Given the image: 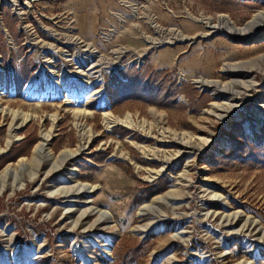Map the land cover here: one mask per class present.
Listing matches in <instances>:
<instances>
[{"label":"rangeland","instance_id":"1","mask_svg":"<svg viewBox=\"0 0 264 264\" xmlns=\"http://www.w3.org/2000/svg\"><path fill=\"white\" fill-rule=\"evenodd\" d=\"M236 1L242 4L217 11L221 0H0V109L31 114L0 153V262L118 264L115 256L139 243L128 264H264V235L246 220L264 227V167L214 160L229 146L232 122L248 137L264 122V0ZM21 60L28 76L16 94L11 75ZM145 65L165 69L175 85L189 83L209 100L192 111L183 93L167 106L117 92L107 97L106 75L121 78L119 69ZM198 78L215 86L200 88ZM106 113L129 114L138 128L107 127ZM80 122L88 129L85 143ZM14 125L1 111L0 147ZM50 129L46 148L55 155L84 146L70 164L78 181L97 186L90 198L108 212L109 227L93 228L95 216L81 215L83 196L66 203L49 195L74 181L62 183L58 173L29 180L24 173L35 167L30 157L40 133ZM176 135L191 145L168 164L134 146L176 154L183 149ZM18 145L20 155L3 160ZM208 151L210 163L202 160ZM97 152H105L100 161L92 159ZM7 166L17 173L3 182ZM142 182L165 187L145 199ZM169 189L180 195L176 208L154 231H133L149 218L140 206Z\"/></svg>","mask_w":264,"mask_h":264},{"label":"bare ground","instance_id":"2","mask_svg":"<svg viewBox=\"0 0 264 264\" xmlns=\"http://www.w3.org/2000/svg\"><path fill=\"white\" fill-rule=\"evenodd\" d=\"M210 23L211 22L209 21L205 22V24H207L208 26L210 25ZM220 23L222 25H225V22L223 20H221ZM195 83L200 88L202 87L208 88L215 86L213 81H208L203 78L196 79ZM1 111H4V114H10L12 116V121H15V124L17 126L16 127L15 125L10 126V128L8 129L5 136L4 144L2 147H0V153L6 150L10 146V144L18 138L15 133V130L18 128V125L27 122L31 118V114H24L18 110H8L6 108V109H0V112ZM75 114L78 118H82V116H84V112H76ZM50 119L52 122L51 129H53L57 120L55 116H50ZM103 123L107 127L115 124H121L130 129H134L137 127L129 114H127L123 118H119L106 113L103 115ZM51 129L47 132L40 133L39 136L40 139L34 145L30 157L31 163L34 164L35 167L32 168L30 171H26V172L24 171V173L27 174L29 180H33L35 178L43 177V176L47 177L58 173L59 174L58 180L60 182L64 183L68 181H74L75 184L73 185V187L61 186L57 189L50 190L49 195L50 196L57 195L59 197L66 198L68 199L66 203H75L76 202L75 198H78L79 196H83L84 198L83 204L87 205V207L84 209L83 212H81V215L95 216V224L91 225L93 226V228H96L97 226H101V225L103 227H109L108 212L105 209L93 205V200L90 198L91 194L95 191L97 186L94 184H90L88 182L78 181L76 179V173L73 172L75 168H73L70 164L73 159H75L79 154H81V151L83 150L84 146H79L76 149L64 148L57 155H55L48 148H46L47 141L51 136ZM76 129L78 130L81 140H83L84 143L87 142L89 136L87 134L88 129L85 128L83 123L80 122L76 124ZM174 140L179 144H181L183 148L176 154H166L162 150L156 148H150L149 146L140 143H135L134 146L142 156L146 158L157 159L163 163L168 164L170 163L169 161L173 160L181 152H184L185 148H187L188 145H191L190 143L187 142V140H184V137L182 135H176L174 137ZM22 158H20L19 160L22 161ZM18 166H20V164ZM40 168L42 169L41 173H40ZM162 171L163 168L159 170H155L153 171V173H159ZM148 172L151 171L149 170ZM1 173H2L1 175L2 181L5 182L6 179L9 180L13 179L16 176L17 171H15L13 174V171H11L10 167L7 166L1 171ZM179 199H180V195L177 193V191L174 189H169L162 195L156 196L154 199H152L151 203L150 202L144 203L143 205L140 206L141 211L143 212L142 215H147L149 216V218L145 223L132 227V230L139 234H144L150 231H154L156 229L155 222H157V220H159L161 217L167 215L168 212L176 208V206H174L175 205L174 202L179 201ZM139 214L140 211L138 212V215ZM246 220L248 222V227H251L252 229H257L259 233L264 235V227L259 226L258 223L255 220L251 219L250 217H246ZM91 226H89L87 230H90ZM108 241H109L108 239H105L104 242L100 243L101 244L100 246L106 247ZM24 263L25 262L23 261L21 264ZM0 264H10V262L3 263V261H1Z\"/></svg>","mask_w":264,"mask_h":264},{"label":"trees","instance_id":"3","mask_svg":"<svg viewBox=\"0 0 264 264\" xmlns=\"http://www.w3.org/2000/svg\"><path fill=\"white\" fill-rule=\"evenodd\" d=\"M236 4H242V2H238L236 0H221V5L224 6L217 7V11H225L227 9L225 6H232ZM0 39H2L1 35ZM4 49V42L1 41L0 55L2 57V65L4 64ZM16 68L17 69H15L11 75V80L15 93L19 94L21 86L26 81L28 76L26 61L21 60L18 62ZM3 70L5 74V69ZM118 73L120 74L121 78L112 72L110 76L106 75V83L104 86L107 97H112V92L113 94L114 92H117V97L120 99L133 98L151 105L167 106L169 102H174V96H176V94L183 93L188 99L186 107L192 111H198V109L203 107L206 101L209 100L207 95L197 93L196 89L189 83H182L180 86L175 85L173 81H170L167 78V71L165 69L154 70L145 65L137 68L131 67L121 70L119 69ZM184 106L185 105H181V107ZM231 124L232 125L229 129V146L226 149H222L223 151L219 156L214 155V160L216 158H223L229 163L237 161L247 166L264 167V122L259 126V131L252 132L250 137L243 133L238 123L232 122ZM126 134L128 133H119L121 136ZM235 135H237L239 138H234ZM33 138L34 137H32V140H28L29 144L33 142ZM21 148L22 147H20V145L14 146L10 150V154L5 156L3 160H12L16 156H19L21 152L20 150H22ZM97 153L100 156L92 157V159L95 161H100L105 152ZM202 160L206 163H210L213 160L212 152L208 151L204 153L202 155ZM126 170V172L132 176V173L130 172L127 165ZM143 185L146 189L145 199L159 192L160 190H163L165 187L164 184L150 185L143 183ZM137 203L139 204L140 201ZM139 245L140 244L137 243V245L130 248L128 251H125L121 257L115 256V260L118 259V264H128V262L134 260L136 256V250ZM40 261L44 262L45 259ZM41 262L37 264H41Z\"/></svg>","mask_w":264,"mask_h":264}]
</instances>
